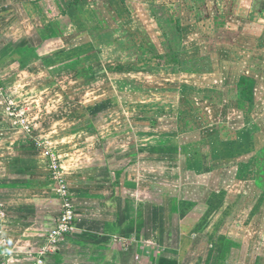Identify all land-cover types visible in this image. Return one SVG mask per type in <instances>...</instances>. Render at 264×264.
Wrapping results in <instances>:
<instances>
[{
  "label": "crops",
  "instance_id": "1",
  "mask_svg": "<svg viewBox=\"0 0 264 264\" xmlns=\"http://www.w3.org/2000/svg\"><path fill=\"white\" fill-rule=\"evenodd\" d=\"M168 1L0 0V68L5 66L6 71L10 65L18 63L15 56L6 55L7 49H13L12 53L16 56L19 52L33 55L40 48L61 49L62 52L91 49L66 59L65 63L77 65L73 67L78 72L74 75V80L79 81V84L98 77L103 82L109 79L110 84L103 85L97 93L109 98L113 94L112 88H115L113 85L118 84L121 74H124L122 70L126 69L130 78L134 75L132 73L139 71L132 68L133 64L138 63L137 60L128 63L106 59L107 56L99 52L102 45H121L122 38L112 40L105 38L106 35L120 31L131 33V39L129 37L127 40H137L147 51L161 47L164 49L163 53H166L167 48L172 47L181 54L180 63L183 65L184 62L195 61L193 57L200 55H182L184 48L196 46L187 43L192 42L193 36L189 34L185 37L188 32L182 29L189 22L190 18L187 17L200 13L199 17L202 19L197 23L208 22V17H213L214 27L221 29L215 30L216 35H233L234 38L235 35L247 33V30L256 36L263 31L264 0H207V3L200 5L199 11L190 3L185 15H173L174 20L167 15ZM176 1V8H179V0ZM134 6L141 10L136 12ZM179 15L181 16L178 17ZM182 16L186 17L185 24L182 23ZM197 23L192 24L196 32L199 31ZM167 30L174 38L173 42ZM200 31L203 32L201 28ZM212 31L214 33V29ZM159 51L157 54L161 56L163 53ZM182 58L187 60L183 62ZM24 60L28 65L31 58ZM163 63H166L165 60ZM157 66L162 67L161 62ZM12 72L1 75L6 88L10 84L9 75L13 78L17 75L13 70ZM141 73L143 77L153 74L150 68ZM240 75L255 77L244 72ZM152 78L147 84L150 85L153 80L152 84L160 85L158 88L166 87L169 80L161 72H155ZM237 79L233 83L236 90L233 100L238 104L240 101L245 104L246 101L238 97ZM11 93L19 96L16 90ZM0 106V114L5 116H0V207L4 211L0 217V264H34L35 252L55 225L61 209V199L56 195L57 184L48 175L43 152L33 139H13L10 136L12 120L4 112L2 103ZM148 107V110L154 108L158 111L166 108L162 104H149ZM208 108L216 112L220 109ZM87 109L86 112L89 113ZM130 109L128 112H131ZM115 110L121 111V107L116 105ZM112 111L113 107L110 106L90 111L95 114L96 121H93L96 128L111 125L113 129L120 122H125L126 119L120 118L115 119L116 123H112V119L104 120ZM140 114L143 119L152 121L149 111L131 113L130 117L133 120V117ZM153 115L158 113L153 112ZM161 115L162 113L157 119L153 118L155 128L163 124L159 119ZM131 118H127V124L125 122L128 132L134 129ZM14 121L17 122L15 119ZM120 129L117 126L115 131L106 135V139L100 136V139H85V148L87 145H94L95 150L85 149V152L70 157V160L67 157L72 153L68 152V161L62 166L75 207V226L72 234L59 242L55 252L47 254L45 264H198L200 258L204 262L210 244L207 241L201 242L204 237L192 231L194 227H186L184 223L192 218L193 209L190 212V208L202 206L212 192L206 185H199L202 190L198 191V195L202 197L198 202L189 199L190 185L184 184L182 174L191 172L189 175L202 176L215 169H210V166H204L205 169L193 168L191 163L183 168L181 162L177 164L176 161L182 159H199L192 151V145L196 142L194 140L186 141L185 144L180 139H171L167 144V139H162L166 137L164 134L154 139H141L144 142L136 141L133 138L134 131L132 139H113L119 135ZM151 140L152 149L150 142L146 143ZM220 141L223 142V139L218 140ZM172 146H175L174 151ZM168 178L173 180L169 187ZM203 188H206L205 191ZM185 202L189 204V211L182 208ZM206 217L200 215L193 222L198 224L200 219ZM185 244L189 246L185 248ZM202 244L205 249L200 252ZM212 255L209 264L214 262V253Z\"/></svg>",
  "mask_w": 264,
  "mask_h": 264
},
{
  "label": "rangeland",
  "instance_id": "2",
  "mask_svg": "<svg viewBox=\"0 0 264 264\" xmlns=\"http://www.w3.org/2000/svg\"><path fill=\"white\" fill-rule=\"evenodd\" d=\"M176 2L169 0V6L166 7L167 15L171 20H174L173 15L177 16L178 13L185 15L190 3L199 11L200 5L208 1L179 0V8H176ZM134 10L139 12L141 9L134 6ZM199 16L200 13L187 17L192 23L186 24V17L182 16V23L185 24L182 29L188 32L185 37L189 34L193 36L192 42L187 43L196 45L195 48H184L185 52H182V55L200 53L199 56L193 57L195 61L188 63L184 62L187 59L182 58L183 65L163 63L166 57L159 60L156 56L159 49V52H164L163 48L147 51L138 44L137 40L136 42L127 40L129 37L131 39V33L120 31L106 35L105 38L112 40L122 38L121 45L118 47L102 45L99 52L107 56L106 59H118L128 63L137 60L138 63L133 64L132 68L139 71L132 73L134 75L130 78V75L127 76L128 71L122 70L125 75L121 74L120 82L113 85L115 88H112L113 94L109 98L97 94L103 85L110 84L109 79L103 82L98 77L85 80L87 82L81 81L82 84H79V81L74 80V75L78 72L73 67L77 65L65 63L66 59L75 57L81 51L89 52L91 49H81V51L70 49L62 52L61 49L40 48L37 54L19 52L17 56L12 53L13 49H7L6 55L15 56L18 63L10 65L6 71H4L5 66L0 68L2 93L0 103L12 120L10 136L13 139H33L51 146L58 152L62 165H65L70 157L85 152V149L95 150L94 145H87L85 148V139H100L99 136L106 139L108 138L106 135L115 131L117 126L121 129L118 131L119 135L113 139H132L134 131L133 138L136 141L144 142L145 140L141 139H154L164 134L166 137L162 139H167V144L171 139H180L182 143L196 141L192 145V151L199 159H182L176 162L177 164L181 162L183 168L191 163L193 168L205 169L204 166H210V169H215L208 175L202 176L189 175L191 172L182 174L184 184L190 185L189 199L198 202L202 197L198 195V191L202 190L199 185H206L212 192L202 206L190 208V212L193 209L192 218L184 223L186 227H194L192 231L204 237L201 242L207 241L210 244L207 258L204 262H201L200 258L198 264H209L212 253H214L212 264H264V21L261 34L256 36L247 30V33L235 35L233 38V35H216L215 30L221 29L218 26L214 27L215 22L211 16L208 17V22L197 23L202 19ZM194 23L198 25L197 32L194 30L195 26H192L195 25ZM166 26L169 29V24ZM167 34L173 42L174 38L170 36L169 30ZM25 58H31L28 65ZM160 62L162 67L157 66ZM154 63L158 64L154 65ZM149 68L153 73L152 76L143 77L142 70ZM12 70L14 73L17 70V75L15 78L9 75L10 84L6 88L2 83L1 75L12 74ZM155 72H161L169 79L166 87L158 88L160 85L152 84L153 80L150 81V85L147 84L153 79ZM242 72L257 77L254 104L251 107H248L247 102L244 104L240 101L238 104L233 100L236 95L233 83ZM108 74L110 75L109 72ZM177 83L178 86H175ZM13 90H16L19 96L11 93ZM147 92L159 94H142ZM149 104H162L166 108L164 111L154 108L148 110ZM116 105L121 107L122 112L114 111ZM109 106L113 107V113L110 112L105 116L106 121L112 119V123H116L115 119L120 118L126 119V122L127 118H131V113L139 114L145 111L151 113L152 121L143 119L140 114L136 118L133 117V120L131 118V121H134L132 132H128L125 126L128 121L126 124L120 122L113 129L111 125L96 128L95 114L90 111L103 110ZM205 106L220 107V109L216 112L208 107L204 109ZM86 108L89 109V113L86 112ZM129 108L131 112H128ZM153 112H157L158 115L162 113L159 117L163 121L161 127L155 128L156 123L153 118L157 119L158 115L154 116ZM0 116L4 115L0 114ZM17 123L20 126H17ZM26 125L30 130H27ZM219 139H223V142H218ZM227 139L231 141L228 142ZM149 142L152 149L153 140L146 143ZM173 147L175 146H172L174 151ZM68 152L72 154L67 160ZM172 183L173 180L168 178V187ZM205 189L203 188L204 191ZM188 207L187 202L182 206L184 210L189 211ZM200 215L207 217L195 224L193 221ZM188 246L189 244L184 245L185 248ZM203 246L202 244L200 252L204 251Z\"/></svg>",
  "mask_w": 264,
  "mask_h": 264
},
{
  "label": "built area",
  "instance_id": "3",
  "mask_svg": "<svg viewBox=\"0 0 264 264\" xmlns=\"http://www.w3.org/2000/svg\"><path fill=\"white\" fill-rule=\"evenodd\" d=\"M0 94H2L1 91ZM26 128L30 130L28 125H26ZM35 144L42 148L41 151L46 159L49 177L57 184L56 195L61 199V209L55 220V225L45 235L42 245L35 252L34 264H45L47 254L55 252L59 242L66 236L72 234L75 226L76 214L72 194L67 187L64 168L61 164V158L58 152L43 142L35 141ZM3 214V208L0 207V217H2Z\"/></svg>",
  "mask_w": 264,
  "mask_h": 264
},
{
  "label": "trees",
  "instance_id": "4",
  "mask_svg": "<svg viewBox=\"0 0 264 264\" xmlns=\"http://www.w3.org/2000/svg\"><path fill=\"white\" fill-rule=\"evenodd\" d=\"M168 53L166 52L164 55L159 56L156 54L157 58L166 57L165 62L170 64H179L181 62L180 53L175 51L172 47L167 48ZM256 78L251 76L240 75L237 79V87L239 89L238 97L241 100L246 101L249 106H253L254 104V90L256 87Z\"/></svg>",
  "mask_w": 264,
  "mask_h": 264
}]
</instances>
